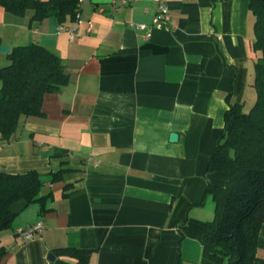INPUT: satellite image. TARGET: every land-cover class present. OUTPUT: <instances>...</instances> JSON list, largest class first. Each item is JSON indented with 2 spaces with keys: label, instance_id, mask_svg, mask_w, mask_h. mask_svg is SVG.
Masks as SVG:
<instances>
[{
  "label": "crops",
  "instance_id": "crops-1",
  "mask_svg": "<svg viewBox=\"0 0 264 264\" xmlns=\"http://www.w3.org/2000/svg\"><path fill=\"white\" fill-rule=\"evenodd\" d=\"M164 2L167 20L157 22L155 0L81 2L63 24H30L32 11L15 17L0 6L1 46L41 45L70 78L43 96L40 115L21 117L11 141L0 139V173L36 171L42 194L53 193L44 215L24 200L11 206L0 264H52L66 247L92 250L88 264H198L214 219L206 185L228 180L205 172L226 98L253 93V18L249 0ZM61 169L72 171L50 184ZM37 222L32 240L17 234Z\"/></svg>",
  "mask_w": 264,
  "mask_h": 264
},
{
  "label": "trees",
  "instance_id": "trees-1",
  "mask_svg": "<svg viewBox=\"0 0 264 264\" xmlns=\"http://www.w3.org/2000/svg\"><path fill=\"white\" fill-rule=\"evenodd\" d=\"M79 1L0 0V6L15 17L32 11L30 24L51 17L63 24L75 21ZM248 8L256 55L250 83L254 104L243 113V101L231 103L226 98L222 134L205 172L225 173L228 180L223 187L206 185L204 196L214 202V219L205 224L198 264H264V258L257 256L258 250H264V0H249ZM6 59L8 65L0 67V139L11 141L21 117L40 115L43 96L59 91L70 78L61 59L38 44L12 48ZM71 171L50 174L49 183L63 182ZM43 186L36 171L0 173V232L11 229L16 215L10 208L17 201L36 205L39 215L50 210L53 193L43 195ZM69 186L64 185L63 197ZM54 253L57 259L52 264H88L92 250L66 247ZM59 256L75 262L62 261Z\"/></svg>",
  "mask_w": 264,
  "mask_h": 264
},
{
  "label": "built area",
  "instance_id": "built-area-1",
  "mask_svg": "<svg viewBox=\"0 0 264 264\" xmlns=\"http://www.w3.org/2000/svg\"><path fill=\"white\" fill-rule=\"evenodd\" d=\"M83 0H80L79 3H81ZM117 1V6L118 7H123V6H133L135 3H137L140 0H113ZM157 2V15L154 17L155 22L157 21H163L167 20V7L165 5L164 0H155ZM115 5L116 3L113 2ZM140 28H144V25L140 24L138 25ZM73 30L68 31L69 34V39H73ZM44 228L42 222H37L26 229H19L17 231V234L24 240V241H29L32 240L37 234H39L42 229Z\"/></svg>",
  "mask_w": 264,
  "mask_h": 264
},
{
  "label": "rangeland",
  "instance_id": "rangeland-1",
  "mask_svg": "<svg viewBox=\"0 0 264 264\" xmlns=\"http://www.w3.org/2000/svg\"><path fill=\"white\" fill-rule=\"evenodd\" d=\"M89 0H83L82 1V3L83 2H88ZM1 57V56H0ZM1 59V58H0ZM8 61L7 62H0V67H4V66H6V65H8ZM0 86H1V82H0ZM252 96H250V97H248L247 99L245 98L244 99V103H243V106H242V112L243 113H248L249 112V110H250V108L252 107V105L254 104V98H253V96H254V93H252L251 94ZM42 180L43 181H46V177H42ZM56 184V183H55ZM257 256L259 257V258H264V250H258L257 251Z\"/></svg>",
  "mask_w": 264,
  "mask_h": 264
},
{
  "label": "water",
  "instance_id": "water-1",
  "mask_svg": "<svg viewBox=\"0 0 264 264\" xmlns=\"http://www.w3.org/2000/svg\"><path fill=\"white\" fill-rule=\"evenodd\" d=\"M10 53V49L8 47V45H3L0 47V54L1 55H8ZM169 141L170 142H176L177 141V135L176 134H171L169 137ZM48 259L49 261L53 262L54 261V257L53 255L49 254L48 255Z\"/></svg>",
  "mask_w": 264,
  "mask_h": 264
}]
</instances>
